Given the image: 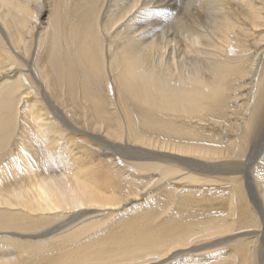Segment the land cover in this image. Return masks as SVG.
<instances>
[{
    "label": "bare ground",
    "instance_id": "1",
    "mask_svg": "<svg viewBox=\"0 0 264 264\" xmlns=\"http://www.w3.org/2000/svg\"><path fill=\"white\" fill-rule=\"evenodd\" d=\"M0 264H264V0H0Z\"/></svg>",
    "mask_w": 264,
    "mask_h": 264
}]
</instances>
